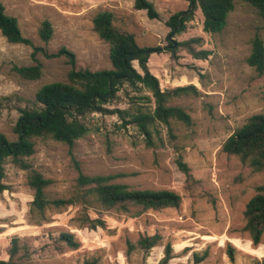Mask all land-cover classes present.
I'll use <instances>...</instances> for the list:
<instances>
[{
    "label": "rangeland",
    "instance_id": "374dc122",
    "mask_svg": "<svg viewBox=\"0 0 264 264\" xmlns=\"http://www.w3.org/2000/svg\"><path fill=\"white\" fill-rule=\"evenodd\" d=\"M149 1L159 12V20L136 10L134 0H0L34 45L11 44L0 32V133L17 140L14 127L19 113L15 102L7 98L16 95L34 100L43 86L68 82L72 70L113 68L109 45L93 30V19L100 11L125 17V29L136 35L141 47H165L170 32L166 22L172 15L187 11L191 0ZM45 20L54 27L49 43L39 36ZM257 34L264 40V17L245 2H237L221 34L204 31V16L198 9L186 32L175 39L202 38L203 44L195 48L210 51L208 59L198 60L181 50L177 59L164 52L149 60L150 71L162 90L195 85L201 92L200 97L183 96L171 102L193 118L191 127L172 122L175 143L191 168V178L178 168L176 148L163 124L157 128L164 145L156 138L157 146L151 148L136 127L123 128L117 116L101 114L90 116L91 132L73 150L53 139L35 140L36 152L29 161L53 181L48 188L50 199L71 197L80 173L112 175L116 177L112 183L134 189L174 191L182 197L179 208L124 213L92 207L91 217L106 221L105 228L96 230L81 228L75 222L81 206L50 208L49 221L35 225L30 218L34 192L27 184V173L8 163L4 180L8 189L0 194V260H9L12 240L17 237L22 248L19 256L27 251L30 254L24 264H158L168 243L175 255L170 264H259L264 258V236L262 243L254 246L244 227L247 204L257 188L264 186V171L253 172L238 157L223 151L233 132L253 115L264 113V74L259 75L247 63ZM62 48L75 58L50 57ZM37 64L43 67L39 80H26L16 71V67ZM136 67L141 71L138 64ZM143 95L150 93L144 91ZM137 102L154 109V103ZM129 105V99L121 94L111 108ZM63 232L74 234L80 247L58 249L54 241ZM155 234L161 235V244L145 262L139 250L128 256V241L136 243L141 236Z\"/></svg>",
    "mask_w": 264,
    "mask_h": 264
},
{
    "label": "trees",
    "instance_id": "16d2710c",
    "mask_svg": "<svg viewBox=\"0 0 264 264\" xmlns=\"http://www.w3.org/2000/svg\"><path fill=\"white\" fill-rule=\"evenodd\" d=\"M134 1L136 10L146 11L149 19H160V14L152 2ZM240 1L249 4L264 17V0H191L187 11L172 15L166 22L170 32L165 47H141L136 35L125 29V17L106 9L97 13L93 19V30L100 40L109 45L113 68L97 72L88 69L72 70L68 75V82H55L43 86L34 100L16 95L7 98L9 102H15L19 118L14 127L17 140L11 141L5 134L0 133V194L8 189L4 180L6 165L11 163L27 173V184L34 192L30 218L35 225L49 221L47 211L50 208L81 206L82 212L75 222L81 228L90 230L106 226L105 220L100 217L92 218L89 214L90 208L96 206L106 211L124 213H133V209L137 210V213H142L149 210L179 208L182 197L174 191L134 189L126 184L112 183L116 178L112 175L87 176L80 173L77 189L71 197L50 199L48 188L53 181L37 171L29 159L36 152V139H53L73 150L79 140L90 134L91 115H112L118 117L123 128L136 127L144 136L149 148L157 146L156 138L164 145L157 126L166 125L169 129V141L177 151L176 164L180 171L191 178V168L175 143L177 137L173 132L172 122H180L191 127L193 118L185 108L173 106L171 102L183 96L200 97L201 92L195 85L162 90L159 79L150 71L149 60L153 54L164 52L177 59L181 50H187L195 59H208L210 51H198L195 48V45L203 44L202 38H191L187 41H177L175 38L186 32L188 23L193 20L198 9L204 16V31L208 34H221L228 25L230 14ZM0 32L11 44L34 46L32 41L23 35L18 19L10 16L2 3ZM39 36L45 43L52 40L54 27L50 21L45 20L41 24ZM37 50L39 49L36 48ZM62 55L75 58L66 48L50 57ZM247 63L259 75L264 74V40L258 34L252 39V49ZM16 71L26 80H39L43 75L41 64L16 67ZM144 91H148L150 95H143ZM121 94L129 99V107L111 108V104L120 100ZM138 100L154 103V109L140 106ZM223 151L230 156L238 157L253 172L264 171V113L253 115L245 125L233 132L223 144ZM76 165L79 167L77 162ZM245 220L244 231L249 235L253 245L259 246L264 236V186L257 188V194L247 204ZM161 241L162 237L159 234L141 236L136 243L128 241V256L139 250L143 253L145 262L152 249L159 246ZM54 244L60 250H76L80 247V242L76 240L74 234L67 232L56 237ZM21 250L19 238H13L9 260H0V264H24L30 254L27 251L19 256ZM229 255L232 260L235 259L233 247L229 248ZM174 258L173 246L168 243L158 264H170ZM259 264H264V258Z\"/></svg>",
    "mask_w": 264,
    "mask_h": 264
}]
</instances>
